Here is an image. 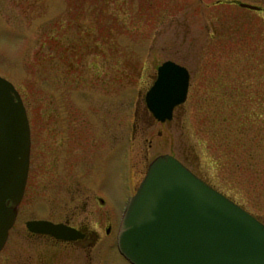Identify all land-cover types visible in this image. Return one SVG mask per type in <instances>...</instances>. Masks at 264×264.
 <instances>
[{"label":"rangeland","instance_id":"1","mask_svg":"<svg viewBox=\"0 0 264 264\" xmlns=\"http://www.w3.org/2000/svg\"><path fill=\"white\" fill-rule=\"evenodd\" d=\"M168 59L190 78L185 101L160 122L144 95ZM0 75L33 118L78 106L81 129L89 123L96 139L86 157L101 172L110 166L113 208L134 194L150 160L171 154L264 223V0H0ZM31 197L19 202L0 264L29 255L49 264L55 254L24 236Z\"/></svg>","mask_w":264,"mask_h":264},{"label":"water","instance_id":"2","mask_svg":"<svg viewBox=\"0 0 264 264\" xmlns=\"http://www.w3.org/2000/svg\"><path fill=\"white\" fill-rule=\"evenodd\" d=\"M189 78L188 69L173 60L157 66L144 95L156 120L172 118L174 108L186 99ZM28 159L25 107L13 83L0 75V250L23 195ZM26 227L69 237L47 220H30ZM117 243L132 264H264V223L171 154L149 161L125 205Z\"/></svg>","mask_w":264,"mask_h":264},{"label":"flooded vegetation","instance_id":"3","mask_svg":"<svg viewBox=\"0 0 264 264\" xmlns=\"http://www.w3.org/2000/svg\"><path fill=\"white\" fill-rule=\"evenodd\" d=\"M24 107L29 127V159L23 196L29 190L31 201L36 202L31 203V213L24 220V236L30 244H43L55 252L48 260L49 264H132L120 252L117 243L126 204L117 208L112 206L109 197L110 166H104L101 172L88 160L90 153L94 157L96 139L89 132V123L81 129L78 106L68 103V107H57L56 110L44 107L40 109L39 117L34 118L31 109ZM103 128L106 132V156V153L110 154L111 147L109 122L105 126L103 124ZM108 158L106 156L105 160ZM54 176L59 178L55 182ZM30 179L34 180L32 187ZM141 179L134 182V192ZM51 189H55L57 196L50 197ZM35 195H43L47 199H39ZM17 215L18 208L14 223ZM30 220L59 224V232L69 237L30 230L26 227ZM28 258L25 264L32 263L31 255Z\"/></svg>","mask_w":264,"mask_h":264},{"label":"bare ground","instance_id":"4","mask_svg":"<svg viewBox=\"0 0 264 264\" xmlns=\"http://www.w3.org/2000/svg\"><path fill=\"white\" fill-rule=\"evenodd\" d=\"M173 115V114H172ZM165 121H167V120H165Z\"/></svg>","mask_w":264,"mask_h":264}]
</instances>
